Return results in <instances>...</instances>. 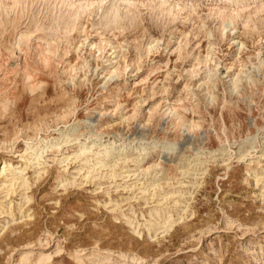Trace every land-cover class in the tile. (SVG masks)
I'll list each match as a JSON object with an SVG mask.
<instances>
[{
    "label": "rangeland",
    "instance_id": "374dc122",
    "mask_svg": "<svg viewBox=\"0 0 264 264\" xmlns=\"http://www.w3.org/2000/svg\"><path fill=\"white\" fill-rule=\"evenodd\" d=\"M237 3L0 0V264H264V0Z\"/></svg>",
    "mask_w": 264,
    "mask_h": 264
},
{
    "label": "bare ground",
    "instance_id": "6f19581e",
    "mask_svg": "<svg viewBox=\"0 0 264 264\" xmlns=\"http://www.w3.org/2000/svg\"><path fill=\"white\" fill-rule=\"evenodd\" d=\"M67 1V0H66ZM98 3H99V5H101V3H102V1L103 0H96ZM226 1H232V0H226ZM234 1V3H237V2H239V0H233ZM243 1V0H242ZM13 2H15V0H13ZM17 2V1H16ZM63 2V1H62ZM61 2V3H62ZM249 2V1H248ZM67 3V2H66ZM105 3V2H104ZM131 3V2H130ZM247 3V2H246ZM70 4V3H69ZM113 4V3H112ZM238 4V3H237ZM245 4V3H244ZM255 4V3H254ZM20 5V4H19ZM67 5V4H66ZM70 5H72V4H70ZM91 5V3H87V1H86V3H79V5H78V8L79 9H84L85 7H87V6H90ZM96 5V4H95ZM103 5V4H102ZM235 5V4H234ZM248 5V4H247ZM54 6V5H53ZM76 6V5H75ZM246 6V5H245ZM250 6V5H249ZM91 7V6H90ZM237 7V6H236ZM16 8V7H15ZM71 8V7H70ZM163 8V7H162ZM167 8V7H166ZM1 9V8H0ZM61 9V8H60ZM66 9V8H65ZM131 9V8H130ZM129 9V10H130ZM53 10V9H52ZM159 10V9H158ZM219 10V9H218ZM235 10V9H234ZM61 11V10H60ZM131 11V10H130ZM220 11V13H222V14H224V16H226V19L227 20H229V23L228 24H230V25H233L234 23H235V20L238 18V16H239V14H236V15H234L233 13H231L230 12V14H226V13H224L223 11H221V10H219ZM51 12V11H50ZM120 10L119 9H117V8H115V7H113L112 9H110V11L108 12V14L104 17V21L101 23L102 25H103V27H117L118 26V24H119V21H120ZM163 12V11H162ZM57 13V12H56ZM80 13V12H79ZM159 13V12H158ZM216 13V12H215ZM73 14V13H72ZM3 15V14H2ZM49 15V14H48ZM1 17V16H0ZM122 17V16H121ZM48 18V17H47ZM131 18V17H130ZM73 19V18H72ZM71 18H70V15L68 16V17H66L64 20H63V22H60L59 21V19L58 18H56V20L54 21V25H53V28L55 29V30H58L61 26H63V27H61V28H63V29H65L66 30V28L71 24V21H73ZM78 19V18H77ZM122 19H123V17H122ZM42 21V20H41ZM131 22V21H130ZM44 24V23H43ZM125 24V23H124ZM38 28V27H37ZM36 28V29H37ZM51 28V27H50ZM102 28V27H101ZM68 29V28H67ZM97 29V28H96ZM107 29V28H106ZM113 29V28H112ZM35 30V29H34ZM39 31V30H38ZM119 32V31H118ZM42 33V32H41ZM52 35V34H51ZM16 39V38H15ZM17 41V40H16ZM19 41V43H20V41L21 40H18ZM15 42V41H14ZM37 49V48H36ZM147 54V53H146ZM50 64V63H49ZM138 64V63H137ZM132 65V64H131ZM42 66V65H41ZM138 66V65H137ZM140 69V68H139ZM115 70V69H114ZM72 71V70H71ZM126 74V73H125ZM34 79V78H33ZM225 94V93H224ZM187 99V98H186ZM12 101V100H11ZM224 101H225V99H224ZM6 103V102H5ZM174 105V104H173ZM15 106V105H14ZM177 107L175 106V107H173V109H176ZM150 117V116H149ZM60 119V118H59ZM180 119H182V118H180ZM153 120V119H152ZM64 122V121H63ZM196 126L195 125H193V124H190L187 128L188 129H192V128H195ZM47 129V128H46ZM42 130V129H41ZM40 133V132H39ZM43 141H45L44 139H43ZM56 141V140H55ZM85 144V143H84ZM114 143H112V145H113ZM83 145V144H82ZM112 145H106V146H104V148L103 149H100V150H97V151H95L94 152V150H93V147H94V145L92 146V147H85V146H83V147H81L80 148V150H79V152H78V154L76 153V158H80V157H82V156H86L85 157V164L86 165H88L87 166V175H86V177L87 178H89L90 176H91V174H93L94 173V171H98V169L100 170V169H102V168H105V167H107V164L109 163H107L106 162V159L110 156V154H111V152H112V150H113V146ZM47 146V145H46ZM96 146V145H95ZM174 144H166L165 143V145L162 147V150H164V151H172L173 149H174ZM40 147V145H38V146H36V148H35V146L34 147H29L24 153H25V155H27V156H30V157H33V161L34 160H37V161H39V159L41 158V154L39 155L38 153H37V150H38V148ZM42 147V146H41ZM55 147H58V146H52L51 148H55ZM99 147V146H98ZM100 147H103V146H100ZM151 148V147H150ZM155 148V147H154ZM42 150V149H41ZM221 150H223V148L221 149ZM28 151H30V153H28L27 154V152ZM40 151V150H39ZM162 152V151H161ZM88 153H91V154H94V156H95V160H96V163L95 164H92V165H90V159H89V157L87 156V154ZM118 154H119V152H118ZM123 154V153H122ZM146 155L148 154V152L147 153H145ZM248 154V153H247ZM120 156V158L122 157V155H119ZM118 156V157H119ZM261 156H264V154H262ZM149 157V156H148ZM243 157H245V155L243 156ZM120 158H118L120 161L121 160H123V162H127V158H124V159H120ZM25 159H26V157H25ZM81 159V158H80ZM32 160H30V159H26L25 161L26 162H32ZM68 160V157H65V158H63V159H61V161L58 163V164H63V163H65L66 161ZM58 161V160H57ZM81 161V160H80ZM79 161V162H80ZM83 161V160H82ZM134 162H136L137 164H139L141 161H143V159H139V158H137L136 160H133ZM116 162H117V160H116ZM122 162V161H121ZM189 162V161H188ZM187 162V163H188ZM37 163V162H36ZM203 163H200V164H197V165H202ZM258 165H260V162L259 163H257ZM85 165V166H86ZM26 166V165H25ZM32 166V165H31ZM61 166V165H60ZM118 166V165H117ZM187 166V167H186ZM185 167L186 168H189V166H191V163H188L187 165H186ZM112 167H116V164H114V166H112ZM182 167H184V166H182ZM196 167V166H195ZM201 167V166H200ZM21 168V167H20ZM192 168V167H191ZM66 169V168H65ZM80 170L79 171H81L82 169H83V167L81 166L80 168H79ZM124 169V168H123ZM194 170H195V168H194ZM196 170H197V167H196ZM264 170V169H263ZM14 171H16V169H13V170H10V175L9 176H11V179H9V182H10V185H13L14 183L16 184V182H18L19 180H22L21 181V185H24V186H27V181L26 180H24L23 179V175H21L24 171H25V169L24 170H20V173H19V176H17V174L16 173H14ZM37 171H39V170H37ZM193 171V170H192ZM200 171V170H199ZM7 172V165H4V167H3V169H2V173H6ZM185 172V171H184ZM186 172H188V170L186 171ZM78 173V172H77ZM8 174V173H7ZM86 174V173H85ZM149 174V173H148ZM187 174V173H186ZM124 175V174H123ZM194 175H195V173H194ZM6 176V175H5ZM111 178H116L117 176L118 177H120V175H117V173L115 172V171H113L112 173H111ZM7 177V176H6ZM128 176H125L124 178H127ZM197 177V176H196ZM257 177H259V176H257ZM123 178V179H124ZM159 180V179H158ZM260 180L259 179H257V183L259 182ZM261 181H262V179H261ZM260 181V182H261ZM191 183V182H190ZM197 183V182H196ZM19 184V183H18ZM159 184H160V182H159ZM194 184V183H193ZM152 186V185H151ZM151 188H153V186L151 187ZM143 192H145L146 193V191L145 190H143ZM180 192V191H179ZM176 193H177V191H176ZM154 194V193H153ZM183 194V193H182ZM173 197L174 196V192L172 193V194H169V196H168V198L169 197ZM184 195H181L180 197H183ZM166 197V196H165ZM177 197H179V196H177ZM179 197V198H180ZM165 199V198H164ZM172 199V198H171ZM177 199V198H176ZM181 200V199H180ZM168 201V200H167ZM182 203V201L180 202L179 200H174V203L173 204H175V206L176 205H178V204H181ZM156 211V210H155ZM163 211V210H162ZM184 211V210H183ZM166 212H167V210H166ZM155 213H157L158 215H160L159 214V212L157 211V212H155ZM154 212H153V216H154V214H155ZM163 214H164V212H163ZM167 214H168V212H167ZM167 214H164L165 215V217L162 219V223H159V224H162L164 227H167L168 225H171L172 224V222H175V221H173V215L171 214V215H167ZM167 215V216H166ZM160 218H161V215H160ZM152 223V222H151ZM151 225V224H150ZM161 225V226H162ZM156 226V225H155ZM157 226H158V224H157ZM160 227V226H159ZM170 226H168V228H169ZM168 228H166V229H168ZM171 228V227H170ZM163 229V228H162ZM161 230V229H160ZM41 261H45V260H49V258H41L40 259ZM46 262V261H45ZM43 264V263H42Z\"/></svg>",
    "mask_w": 264,
    "mask_h": 264
}]
</instances>
